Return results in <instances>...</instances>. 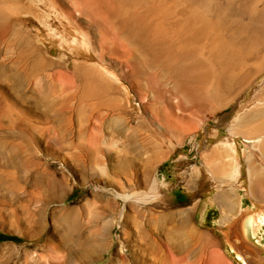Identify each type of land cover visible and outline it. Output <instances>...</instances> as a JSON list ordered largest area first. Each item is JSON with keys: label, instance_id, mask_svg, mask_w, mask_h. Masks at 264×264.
Returning <instances> with one entry per match:
<instances>
[{"label": "rangeland", "instance_id": "374dc122", "mask_svg": "<svg viewBox=\"0 0 264 264\" xmlns=\"http://www.w3.org/2000/svg\"><path fill=\"white\" fill-rule=\"evenodd\" d=\"M69 20L104 67L50 48ZM0 126V264H239L218 222L264 209V0H0Z\"/></svg>", "mask_w": 264, "mask_h": 264}, {"label": "bare ground", "instance_id": "6f19581e", "mask_svg": "<svg viewBox=\"0 0 264 264\" xmlns=\"http://www.w3.org/2000/svg\"><path fill=\"white\" fill-rule=\"evenodd\" d=\"M19 18H22V17H19ZM22 20H24V18ZM25 22H26V20H25ZM27 22H28V20H27ZM69 24L73 27L74 31L77 34V36L74 37L73 42L77 45L78 48L77 49L70 48L67 44L66 39L62 36H60L59 42L56 41L55 38H51L50 40L46 39L50 48L51 49L59 48L60 50H65L74 58L86 57V58H89L91 60L93 57L95 60H97V64H98L99 58L96 57V51H93L91 46L89 45V40H88L87 35L80 32L72 21L69 20ZM258 24L259 23L255 24L256 27ZM196 36H197V34H195V37ZM85 61H87V60H85ZM100 65H102V64L99 62V66ZM100 67H104V66L102 65ZM105 71L108 74H110V71L107 68H105ZM111 77H113V78L116 77L113 72H111ZM87 94H88V92H87ZM92 117L100 118L99 111L98 110L94 111V109L92 108L91 114L89 117L90 120ZM20 126L24 127L23 130L28 129V125H26V123H20L19 122V127ZM10 127H11V125H10ZM262 128L263 129L258 131V133L255 132L253 137L246 138V140L249 143H253V144L264 142V126ZM90 129L92 131H96V132H100V130H101L99 127H95V126L91 127ZM10 130H11V128H10ZM4 131H5V129H4ZM4 131H3V133H4ZM234 135L231 133L229 136L223 137L217 143L227 147L228 150H230L231 152H236L238 150V146H237L238 141ZM254 156L256 157L258 162L264 167V153L262 151H258V153L254 152ZM217 158L221 161L225 160V156H223V155H217ZM242 170H243V166H242L241 159L239 158V160H235V165L233 168L235 176L236 175L237 176L242 175ZM204 176H205V180L207 183L212 182V177L210 175L205 174ZM53 186H54V189L57 190L60 188V183L56 182V183H54ZM237 207H238V213L237 214L223 215L221 217L220 221L218 222L220 225V229L221 230L223 229V232L225 233L224 234L225 244L226 245L228 244L227 247L230 248L232 253H235V258L239 262V264H264V262L262 261V257L258 256V254L253 250L254 245L251 243L252 237L253 238L258 237L259 232H261L263 229V226H264V209L258 208L256 211H246L243 209V205L241 204V200H239V199L237 202ZM235 231H237V233H235Z\"/></svg>", "mask_w": 264, "mask_h": 264}]
</instances>
